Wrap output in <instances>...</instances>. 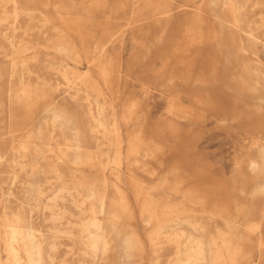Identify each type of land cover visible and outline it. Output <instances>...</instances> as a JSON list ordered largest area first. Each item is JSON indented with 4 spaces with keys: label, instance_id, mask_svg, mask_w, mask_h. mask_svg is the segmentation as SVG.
Instances as JSON below:
<instances>
[{
    "label": "rangeland",
    "instance_id": "1",
    "mask_svg": "<svg viewBox=\"0 0 264 264\" xmlns=\"http://www.w3.org/2000/svg\"><path fill=\"white\" fill-rule=\"evenodd\" d=\"M263 208L264 0H0V264H264Z\"/></svg>",
    "mask_w": 264,
    "mask_h": 264
},
{
    "label": "bare ground",
    "instance_id": "2",
    "mask_svg": "<svg viewBox=\"0 0 264 264\" xmlns=\"http://www.w3.org/2000/svg\"><path fill=\"white\" fill-rule=\"evenodd\" d=\"M211 4V3H210ZM230 6V5H229ZM217 6H215V8H216ZM215 10V9H214ZM229 10H230V8H229ZM229 10H228V12H229ZM226 13V12H225ZM227 14V13H226ZM218 16V15H217ZM227 16H229V15H227ZM218 17H220V16H218ZM223 18V17H222ZM230 19V18H229ZM252 25V24H251ZM27 150V149H26ZM26 150H24V151H26ZM22 151V150H21ZM41 153V152H40ZM20 154V153H19ZM51 154V153H50ZM49 154V155H50ZM80 154V153H79ZM16 155V154H15ZM51 155H53V154H51ZM61 155H62V153H61ZM78 155V154H77ZM59 156V155H58ZM63 156V155H62ZM73 156H76V155H73ZM86 157V156H85ZM104 157V156H103ZM59 158V157H58ZM66 158V157H65ZM70 158V157H69ZM75 158V157H74ZM16 159V158H15ZM79 159V158H78ZM59 160V159H58ZM65 160V159H64ZM69 160V159H68ZM16 162H17V160H15ZM19 161V160H18ZM31 161V160H30ZM56 161V160H55ZM73 161V160H72ZM15 162V163H16ZM68 162V161H67ZM102 162V161H101ZM18 163H21V161L20 162H18ZM70 163V162H69ZM50 164V163H49ZM55 164V163H54ZM68 164V163H67ZM59 165V164H58ZM80 165V164H79ZM53 166V165H52ZM55 166V165H54ZM68 166V165H67ZM74 166V165H73ZM61 167V166H60ZM52 170H53V168H52ZM64 170V169H63ZM22 171V170H21ZM33 171V170H32ZM31 171V172H32ZM61 171V170H60ZM40 173V172H39ZM43 173V172H42ZM57 173V172H56ZM55 174V173H54ZM17 175H19V174H17ZM55 175H57V174H55ZM54 175V176H55ZM50 177V176H49ZM63 177V176H62ZM64 178V177H63ZM59 179V178H58ZM62 179V178H61ZM121 181V180H120ZM116 185V184H115ZM140 186V185H139ZM119 187V186H118ZM117 187V188H118ZM107 188V187H106ZM131 188V187H130ZM134 188V187H133ZM139 188V187H138ZM112 189H113V187H112ZM152 189V188H151ZM117 190V189H116ZM127 190V189H126ZM131 190H133L132 188H131ZM145 191V190H144ZM155 191H157V190H155ZM133 192V191H132ZM13 193V192H12ZM114 193V192H113ZM148 193V192H147ZM132 194V193H131ZM152 194V193H151ZM125 195V194H124ZM113 196V195H112ZM144 196H146V195H144ZM148 196V195H147ZM116 197V196H115ZM131 197V196H130ZM137 197V196H136ZM147 198V197H146ZM131 199V198H130ZM19 202V201H18ZM118 202V201H117ZM132 202V201H131ZM121 203V202H120ZM119 203V204H120ZM141 203H143V202H141ZM158 203V202H157ZM156 203V204H157ZM113 204H115V203H113ZM144 204V203H143ZM160 204V203H159ZM139 205V204H138ZM125 206V205H124ZM134 206V205H133ZM175 206V205H174ZM139 207V206H138ZM152 207V206H151ZM150 207V208H151ZM187 207H189V205L187 206ZM120 208H121V206H120ZM143 208V207H142ZM170 208V207H169ZM194 208V207H193ZM164 209V208H163ZM121 210V209H120ZM132 210V209H131ZM141 210V209H140ZM155 210V209H154ZM14 211V210H13ZM133 211V210H132ZM189 211H190V209H189ZM153 212V211H152ZM161 212V211H160ZM168 212V211H167ZM175 212V211H174ZM187 212V211H186ZM192 213H194V212H192ZM155 214V213H154ZM162 214V213H161ZM198 214V213H197ZM151 215V214H150ZM179 215V214H178ZM192 215V214H191ZM126 216V215H125ZM149 216V215H148ZM164 216V215H163ZM168 216V215H167ZM174 216V215H173ZM180 216V215H179ZM203 216V215H202ZM134 217V216H133ZM136 217V216H135ZM166 217V216H165ZM185 217V216H184ZM188 217V216H187ZM152 218V217H151ZM128 219V218H127ZM159 219V218H158ZM172 219V218H171ZM174 219V218H173ZM196 219V218H195ZM200 219V218H199ZM131 220V219H130ZM144 220V219H143ZM160 220V219H159ZM167 220V219H166ZM190 220V219H189ZM175 221V220H174ZM202 221V220H201ZM155 222H157V221H155ZM179 222V221H178ZM134 223V222H133ZM171 223V222H170ZM191 223H192V221H191ZM213 223V222H212ZM152 225V224H151ZM155 225V224H154ZM161 225H162V223H161ZM164 225V224H163ZM162 225V226H163ZM166 225V224H165ZM179 225V224H178ZM183 225V224H182ZM175 226V225H174ZM205 226V225H204ZM170 227V226H169ZM192 227V226H191ZM134 228V227H133ZM176 228V227H175ZM193 228V227H192ZM178 229V228H177ZM194 229V228H193ZM132 230V229H131ZM152 230V229H151ZM168 230H170V229H168ZM182 230V229H181ZM200 230V229H199ZM135 231V230H134ZM137 231V230H136ZM5 232V231H4ZM36 232V231H35ZM133 232V231H132ZM171 232V231H170ZM196 232V231H195ZM201 232V231H200ZM210 232V231H209ZM109 233V232H108ZM193 233V232H192ZM203 233V232H202ZM15 234V233H14ZM46 234V233H45ZM161 234V233H160ZM166 234V233H165ZM179 234V233H178ZM194 234V233H193ZM10 235V234H9ZM138 235V234H137ZM201 235V234H200ZM204 235V234H203ZM15 236V235H14ZM173 236V235H172ZM141 237V236H140ZM163 237V236H162ZM142 238V237H141ZM170 238V237H169ZM154 239H155V237H154ZM157 239V238H156ZM160 240V239H159ZM196 240V239H195ZM15 241V240H14ZM109 241H111V240H109ZM263 242V241H262ZM132 243V242H131ZM185 243V242H184ZM163 244V243H162ZM165 244V243H164ZM263 245H261V247H262ZM134 247V246H133ZM138 247V246H137ZM188 247V246H187ZM123 249V248H122ZM225 249V248H224ZM262 249V248H261ZM206 251V250H205ZM212 251V250H211ZM139 252V251H138ZM188 252V251H187ZM223 252V251H222ZM224 252H225V250H224ZM124 254V253H123ZM134 254H136V253H134ZM133 254V255H134ZM164 254V253H163ZM229 254V253H228ZM132 255V256H133ZM140 255H141V251H140ZM213 255V254H212ZM159 256V255H158ZM52 257V256H51ZM126 257V256H125ZM142 257V256H141ZM144 257V256H143ZM162 257V256H161ZM127 258V257H126ZM125 258V259H126ZM133 258V257H132ZM212 258V257H211ZM38 259V258H37ZM142 259V258H141ZM225 259V258H224ZM108 260H109V258H108ZM208 261V260H207ZM207 261H206V263H207ZM213 262V261H212ZM105 263V262H104ZM132 263V262H131ZM109 264V263H108ZM150 264V263H149ZM152 264V263H151Z\"/></svg>",
    "mask_w": 264,
    "mask_h": 264
},
{
    "label": "crops",
    "instance_id": "3",
    "mask_svg": "<svg viewBox=\"0 0 264 264\" xmlns=\"http://www.w3.org/2000/svg\"><path fill=\"white\" fill-rule=\"evenodd\" d=\"M256 163V162H255ZM263 210H264V208H263ZM260 225L262 226V228L264 227V222L262 221V222H260Z\"/></svg>",
    "mask_w": 264,
    "mask_h": 264
}]
</instances>
